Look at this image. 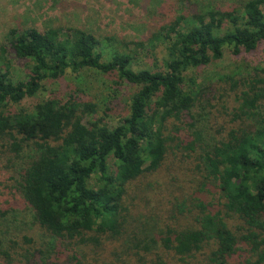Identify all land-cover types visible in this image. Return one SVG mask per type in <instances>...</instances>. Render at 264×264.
Returning <instances> with one entry per match:
<instances>
[{
	"label": "trees",
	"instance_id": "obj_1",
	"mask_svg": "<svg viewBox=\"0 0 264 264\" xmlns=\"http://www.w3.org/2000/svg\"><path fill=\"white\" fill-rule=\"evenodd\" d=\"M9 36L28 74L15 83L0 70V152L24 161L11 181L43 245L36 248L32 236L23 237L25 249L3 239L0 264H82L77 244L103 241L118 251L126 240L127 264H229L236 257L264 264V70L218 76L217 85L228 91L217 90L234 93L235 106L214 134L195 110L223 93L211 94L210 84L201 94L195 82L186 83L188 72L220 61L227 51L239 57L264 44V0H240L227 9L209 1L178 15L147 40L163 44L166 59L157 70H134L125 53L105 60L97 39L82 30ZM0 52L2 58L5 50ZM86 70L135 89L127 116L115 127L107 124L106 112L94 120V107L73 97L21 107L46 81ZM168 165L189 173L184 186L167 211L164 205L149 208L160 219L152 225L142 220L144 230L124 238L125 198L138 197L139 203L155 194L153 182ZM171 182L164 176L167 189ZM233 218L235 231L228 224Z\"/></svg>",
	"mask_w": 264,
	"mask_h": 264
},
{
	"label": "rangeland",
	"instance_id": "obj_2",
	"mask_svg": "<svg viewBox=\"0 0 264 264\" xmlns=\"http://www.w3.org/2000/svg\"><path fill=\"white\" fill-rule=\"evenodd\" d=\"M209 1L218 2L227 9L238 6L240 0H0V49L5 50L0 58L1 74H5L15 83L26 79L27 62L15 57L9 43L11 41L9 33L15 31L18 36L30 30L40 33L48 30H61L62 33L82 30L97 39L105 60L115 53H125L134 59V70L141 67L150 70L160 69L166 59L163 44L153 42L149 45L147 40L162 27L173 22L178 15H188ZM139 44H143L146 49L140 50L137 47ZM256 68L264 70V44L256 52L242 54L239 57H233L227 51L220 61L188 72L186 83L189 87V80L195 82L202 88L201 94L206 93L208 85L212 84L211 94L215 95L216 92L223 93L221 89L217 90L219 87L222 88L221 85H217L218 76L233 72L245 76ZM223 88L228 91L226 87ZM134 93L133 87L120 83L113 75L86 70L79 76L68 74L58 81H46L39 93L21 107L30 110L34 105L45 100L65 101L73 97L81 104L94 107L95 113L92 115L94 120L103 117V112H106L109 117L107 124L109 127H115L127 116L129 100ZM223 95L224 97L217 98L218 102L211 101L208 104L205 102L204 104H207L205 108L200 106L195 110L201 116L199 122L211 134H214L213 129L228 121L226 115L235 106L234 93L226 92ZM223 105L226 110L222 109ZM4 151L0 152V241L9 237L17 241L20 248L25 249L28 246L23 242V237L32 236L36 241L35 247L41 249L43 242L39 241L38 236L33 235L30 213L23 205L11 181L12 170L16 171L20 168L24 161L17 160L7 150ZM25 154H28V150L23 153ZM187 174L189 173L185 168L168 165L153 182L156 195L152 193L149 197L147 194V200H141L139 203L138 197H135V200L125 198L129 213L122 215L123 237L125 238V235L129 237L132 233L139 234L147 226L144 221L152 225L153 221L160 219V213L150 211L149 208L156 206L158 209L164 205L162 211H167L168 202L173 200L178 194V189L184 186ZM169 175L172 177V182L171 188L167 189L164 176L169 178ZM4 212H7L6 216L1 217V213ZM140 224L143 226L136 230L140 228ZM228 224L234 231L239 226L234 218L229 220ZM130 246L131 244L126 240L117 251L115 244L102 241L98 245L77 244L74 252L82 264H127ZM157 254L151 256L149 260L157 259ZM196 260L202 262L203 258L198 255ZM243 260L246 258L236 257L229 264H245Z\"/></svg>",
	"mask_w": 264,
	"mask_h": 264
}]
</instances>
